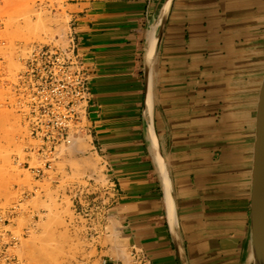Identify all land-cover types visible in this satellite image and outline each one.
<instances>
[{
  "label": "crops",
  "instance_id": "0c3cea01",
  "mask_svg": "<svg viewBox=\"0 0 264 264\" xmlns=\"http://www.w3.org/2000/svg\"><path fill=\"white\" fill-rule=\"evenodd\" d=\"M166 3L64 4L69 36L94 72L91 148L83 152L76 140L68 154L98 160L96 172L86 171L96 175L107 204L93 233L113 232L126 239L132 257L137 252L151 264H252L264 0H173L160 31ZM98 246L99 255L108 253L105 264L119 253L117 246Z\"/></svg>",
  "mask_w": 264,
  "mask_h": 264
},
{
  "label": "rangeland",
  "instance_id": "374dc122",
  "mask_svg": "<svg viewBox=\"0 0 264 264\" xmlns=\"http://www.w3.org/2000/svg\"><path fill=\"white\" fill-rule=\"evenodd\" d=\"M65 3L66 0H0V210L19 207L13 230L20 242L13 254L20 264H105L102 260L109 259L108 253L99 255L98 245L119 248L107 264H132L126 239L114 238L113 232L104 237L90 236L87 220L73 207L70 187L96 176L86 167L96 172L98 160L68 157L72 155L69 146L62 149L54 169L43 179H37L23 166L30 141L15 106L13 85L33 45L68 44L71 18ZM76 139L84 145L83 152L91 148L90 137ZM88 161H94L93 165ZM99 177L107 180L102 174ZM94 227L100 226L95 223ZM107 229L110 230L108 226Z\"/></svg>",
  "mask_w": 264,
  "mask_h": 264
},
{
  "label": "built area",
  "instance_id": "2783aa9c",
  "mask_svg": "<svg viewBox=\"0 0 264 264\" xmlns=\"http://www.w3.org/2000/svg\"><path fill=\"white\" fill-rule=\"evenodd\" d=\"M94 72L81 55L73 36L65 46L39 43L28 51L22 70L13 85L15 106L30 142L26 145L23 163L37 179L54 169L63 148L88 132L87 120L93 99ZM84 184L70 187L75 211L88 222V234L94 232L103 204L101 186L96 176L85 178ZM111 194L108 180L103 185ZM109 192V193H108ZM18 205L9 211L0 210V264H20L13 251L20 236L13 230ZM132 264H151L135 252Z\"/></svg>",
  "mask_w": 264,
  "mask_h": 264
},
{
  "label": "water",
  "instance_id": "95a60500",
  "mask_svg": "<svg viewBox=\"0 0 264 264\" xmlns=\"http://www.w3.org/2000/svg\"><path fill=\"white\" fill-rule=\"evenodd\" d=\"M169 1L171 5L173 0H167V3ZM163 25L162 26L160 25V31ZM160 31L159 34L156 36L157 42L154 48V54L152 58L149 59V55H148L147 68H146L147 83L149 81L150 69L155 57L156 47L161 37ZM251 177H252L251 217H252V245H253L254 257H255L254 264H264V76L259 88L257 101H256L254 136H253V162H252Z\"/></svg>",
  "mask_w": 264,
  "mask_h": 264
},
{
  "label": "bare ground",
  "instance_id": "6f19581e",
  "mask_svg": "<svg viewBox=\"0 0 264 264\" xmlns=\"http://www.w3.org/2000/svg\"><path fill=\"white\" fill-rule=\"evenodd\" d=\"M169 7H170V1L168 2V4H167V6H166V8H165V10H164V13H163V15H162V17H161V20H160V25L162 26L163 25V23H164V20H165V17H166V15H167V12H168V10H169ZM156 42H157V38H156V36L152 39V44H151V48H150V51H149V59L150 58H152V56H153V54H154V48H155V45H156ZM250 118V117H249ZM253 118V117H252ZM251 123V122H250ZM251 127V126H250ZM252 128V127H251ZM253 130V129H252ZM254 131V130H253ZM252 131V132H253ZM251 134V133H250ZM253 134V133H252ZM84 138H81V140H83ZM76 140H79V139H76ZM75 140V141H76ZM76 142H74V144H75ZM73 144V145H74ZM73 145H71V147H73ZM78 148H80V149H83V147H84V145L80 142V141H78ZM247 156V155H246ZM92 162H94V161H88V164H90L91 163V165H93V163ZM169 209H170V211L172 212V209H173V206L171 205V202H170V200H169ZM253 253H254V250H253ZM255 263V257H253V260H252V264H254Z\"/></svg>",
  "mask_w": 264,
  "mask_h": 264
}]
</instances>
